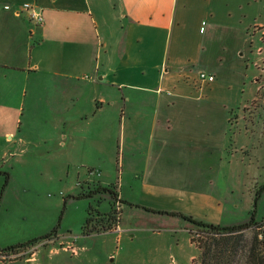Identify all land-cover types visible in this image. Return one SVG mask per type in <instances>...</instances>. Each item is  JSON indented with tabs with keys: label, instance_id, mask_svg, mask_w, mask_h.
<instances>
[{
	"label": "crops",
	"instance_id": "0c3cea01",
	"mask_svg": "<svg viewBox=\"0 0 264 264\" xmlns=\"http://www.w3.org/2000/svg\"><path fill=\"white\" fill-rule=\"evenodd\" d=\"M24 4L42 15L41 25L28 19ZM263 10V0H0V66L15 68L9 64L18 54L21 104L32 108L37 126L52 128L43 138H85L97 150L112 134L106 126L119 119L118 148L124 138L129 147L125 160L118 153L115 160L125 202L120 223L142 196L166 217L162 229L178 217L171 214L227 227L247 222L254 210L258 222L264 194L252 191L244 204L229 198L236 151L230 121L253 97ZM17 35L23 52L7 47ZM199 73L214 80L201 82ZM98 157L87 172L104 167ZM99 174L87 181L114 185L92 180Z\"/></svg>",
	"mask_w": 264,
	"mask_h": 264
},
{
	"label": "rangeland",
	"instance_id": "374dc122",
	"mask_svg": "<svg viewBox=\"0 0 264 264\" xmlns=\"http://www.w3.org/2000/svg\"><path fill=\"white\" fill-rule=\"evenodd\" d=\"M258 21L264 24V10ZM18 31L17 28L15 34ZM260 31L264 32V27ZM8 39L6 44L11 51H24L23 40L18 35ZM260 40L258 47L262 49L254 64L253 97L230 121V138L236 151L229 177L232 189L229 198L241 204L252 191L264 194V33ZM12 59L9 65L15 68L0 66V191L8 177L0 200V249L56 230L57 240L55 244L51 242L50 249L43 251L47 244L41 242L44 245L39 243L25 255V258L34 257L31 255L40 249L30 264H198L200 234L195 225L175 217L168 223L169 229L160 228L166 217L157 212L159 206L145 204L144 196L133 210L125 208L123 223H118L122 229L128 228L132 237L117 232L83 235L82 227L89 212L95 218L98 213L117 207L109 195L92 194L86 198L79 195L87 191L90 184L87 169L100 160L98 156H103L106 164L102 168L93 166L95 173L100 171V177H91L92 180L106 183L110 179L118 190L120 168L116 167V154L119 162L125 160L129 148L125 138L124 146L118 148L123 138L119 119H115L113 127L106 126V130L113 128V131L98 146L101 153L90 144L87 146L85 138H43L51 135L52 128L37 126L32 108L21 104L24 81L19 69L23 65L18 54ZM27 62L24 53V63ZM176 207L183 211L191 209L182 204ZM256 209L258 216L263 213L258 220L262 221L264 195ZM233 214L242 213L239 209ZM137 217L141 219L139 223ZM192 218L208 224V220L197 214ZM66 242H73L79 255L72 256ZM112 258L115 260L111 261ZM17 259V256L5 258L0 264H26L23 259Z\"/></svg>",
	"mask_w": 264,
	"mask_h": 264
},
{
	"label": "trees",
	"instance_id": "16d2710c",
	"mask_svg": "<svg viewBox=\"0 0 264 264\" xmlns=\"http://www.w3.org/2000/svg\"><path fill=\"white\" fill-rule=\"evenodd\" d=\"M92 172L93 170H89L88 174ZM7 179L8 177H6L5 185L1 188L0 200L5 191ZM115 189L114 185L103 187L99 183L89 184L87 185V191L79 195V198L90 197L92 194L109 195L118 204V209L120 208L119 211L111 208L109 212L98 213L95 218L89 212L82 227L84 236H90L94 233L113 232L116 225L120 222L121 205L125 204V202L119 199L118 190ZM254 213L253 210L247 222L227 227L204 224L193 220L191 217L179 214L171 215L181 217L183 220L194 224L199 232L200 235L198 237L201 242L197 239L200 249L198 264H264V220L255 221ZM192 239L194 241V238ZM56 240L57 231L53 230L44 237L0 249V262L4 261L2 258L11 256H17V260L26 259L25 255L35 246L40 245L41 242H46L44 244H47ZM44 244L42 243L41 245Z\"/></svg>",
	"mask_w": 264,
	"mask_h": 264
},
{
	"label": "built area",
	"instance_id": "2783aa9c",
	"mask_svg": "<svg viewBox=\"0 0 264 264\" xmlns=\"http://www.w3.org/2000/svg\"><path fill=\"white\" fill-rule=\"evenodd\" d=\"M4 9L7 10L9 8H8V6H5ZM23 9L25 10L26 15L31 22H33L36 25H41L43 23L42 15L35 9V7H33L29 4H24ZM198 79L201 82H212L214 80L213 76L207 75L205 73H199ZM92 174L98 176V173L92 172L91 175ZM116 205H117L116 210L119 211L118 204H116ZM119 230H120L119 226L116 225L114 232H118ZM2 259H5V258H2Z\"/></svg>",
	"mask_w": 264,
	"mask_h": 264
}]
</instances>
